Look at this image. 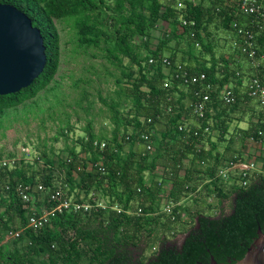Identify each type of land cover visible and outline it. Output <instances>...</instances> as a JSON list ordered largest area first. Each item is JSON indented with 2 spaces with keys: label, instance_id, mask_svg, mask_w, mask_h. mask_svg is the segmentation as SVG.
Here are the masks:
<instances>
[{
  "label": "trees",
  "instance_id": "obj_1",
  "mask_svg": "<svg viewBox=\"0 0 264 264\" xmlns=\"http://www.w3.org/2000/svg\"><path fill=\"white\" fill-rule=\"evenodd\" d=\"M106 1L0 0V4L15 6L31 19L33 26L41 31L47 56L46 68L32 86L17 94L0 96V113L34 100L39 91L54 80L59 68L60 46L54 20L79 19L77 26L82 41L91 43L97 35L94 24H91V14L104 10ZM109 1L114 2V10L120 16L115 45L134 65L123 68L117 58L122 67V77L117 79V85L131 107L123 114L118 104L112 106L115 125L111 136L97 137L93 130L88 129L86 135L78 140L79 153L73 147L66 159L57 162L44 153L40 159L46 165L41 166L40 171L34 170L33 164L25 159L16 162L11 169L0 170V208L6 207L4 212H0V228H6L10 220L16 225L13 231L22 230L19 237L9 240L12 248L6 243L1 244L0 233V264H85L86 260L89 264H143L140 259L134 261L139 251L144 252V264H210L211 256L218 263L242 259L256 239L258 229L264 230V177L250 178L243 186L241 174L234 172L230 177L237 180L227 191L224 190L223 181L230 177L226 180L218 176V170L223 162H240V158L224 154L213 157L211 150L204 146V139L179 131V126L187 120L186 115H192L191 104L196 101L194 91L200 87L185 89L181 81L174 80L171 70L166 72L160 58L164 52H169L168 57L173 63L180 61L176 47L170 43L173 39L178 42L184 40L188 50L183 51L180 62L190 73H205L207 82L216 87L207 104L206 118L200 123V130L210 127L208 140L216 129L220 142H230L232 139L228 136L246 119L249 127L238 129L242 144L249 142L251 137L258 140L257 133L264 128V103L249 95V87L255 77L264 83V18L241 12L237 0ZM179 2L185 8H178ZM125 11L128 15H124ZM181 16L194 22V26L183 25ZM160 21L161 25L167 26L164 36L158 39L155 49L148 50L143 62L132 50L130 41L136 35L150 39ZM213 24L224 32L222 37H229H224L225 44L229 40V49L222 46L219 54L216 52L218 40H211L209 32ZM241 28L255 34V50L258 60H261L257 70L244 49V37L237 33ZM197 43L202 48L193 54L198 48ZM187 55L193 58L196 66L192 65L189 57L187 59ZM151 58H155L156 63L150 65ZM242 60L249 61V66L243 67ZM242 85L244 91L240 89ZM224 86L232 89L236 98L233 104L226 105L221 100L220 92ZM185 91L192 94L189 106L181 104V99H175L173 95L179 92L181 98H187ZM253 102L255 106H249ZM232 114H237L234 129H230ZM164 117L166 126L161 135L165 144L171 145L162 161L157 160V156L148 160L150 151L158 146L156 127ZM191 128L194 130L197 126ZM144 133L150 135V151L141 138ZM95 141H105L106 147L94 146ZM128 143L139 147L136 151L124 153V144ZM216 145L211 143L210 147L215 148ZM258 146L260 151L264 150V142ZM185 159L190 160L188 167L184 166ZM209 159H214L215 163L208 164ZM159 167L160 175L155 173ZM147 171L152 177L151 182L144 177ZM196 172L207 178L206 186L213 187L219 202L231 197L232 210L229 214L221 212L217 217L195 211L193 226L178 246L170 242L164 232L170 231L171 226L185 216L181 213V201L183 196L196 192L197 185H192ZM165 175H170L172 184L163 194ZM56 177L60 179L59 183ZM40 184L45 187L44 191L37 190ZM18 185H31L36 189L29 202L21 200ZM58 187L66 199L102 203V206L89 213L64 212L57 215L51 225L40 230L28 227L32 215L54 206L49 196ZM164 198L165 206L171 205L170 213L164 209L159 213ZM4 215L9 216L7 221ZM163 217V229L157 232L154 227L161 223ZM20 244L22 247L19 248ZM151 247L154 251L147 255Z\"/></svg>",
  "mask_w": 264,
  "mask_h": 264
},
{
  "label": "rangeland",
  "instance_id": "obj_2",
  "mask_svg": "<svg viewBox=\"0 0 264 264\" xmlns=\"http://www.w3.org/2000/svg\"><path fill=\"white\" fill-rule=\"evenodd\" d=\"M113 4V1L107 0L104 10L91 14V24H94L97 34L92 38L93 42L91 43L82 41L77 26L80 22L79 19L66 18L54 20L60 35L58 71L54 80L46 88L40 90L34 100H28L18 108L5 110L3 113H0L1 158L12 155L17 156L21 154V150L28 149L31 156L27 158V161L33 164L34 170L40 171L41 166H45L46 164L41 159L35 162L36 158L45 153L49 158L57 162L59 159H66L69 150L73 147L79 153L81 147L78 140L86 135L88 129L93 130L97 137L111 136V130L115 125L112 120V106L118 104L123 114L127 113L131 107L129 101L126 103V99L122 94L123 91L117 85V79H121L122 77V67L119 63L121 61L123 68L134 66L130 58L121 53L115 45L117 40L115 31L116 27L119 26L120 16L115 12ZM124 15H128V12L125 11ZM161 24L163 23L160 21L157 29L153 32L154 36L150 39L147 40V38L136 35L130 41L132 50L138 54L143 62H145L144 58L149 54L148 50L155 49L158 39L164 36V31H166L164 28H167V26L165 27ZM209 32L212 36L211 40H218L216 43V52L218 54L221 53L222 46L223 48L226 46V49H229V40L225 44V39L222 37L224 32L216 24L210 26ZM170 46L176 47L175 51L178 55H183V51L188 50L184 40L178 42L177 39H173ZM201 48H196L193 54L199 53ZM165 53L167 52L163 54ZM173 95L175 99H181V104L185 105L186 103L187 105V98H181L179 92ZM176 101L179 102V100ZM250 105L255 106L254 102L253 105ZM191 116L189 115V121H185V124L190 127L191 122L195 119L193 115ZM236 116L237 114H232L230 129L234 126ZM165 120L164 117L157 123L156 142L158 146L154 145L155 148L153 151H150V158L148 160L151 159V156H157V160L160 159L162 161L165 159L166 150H169L171 144L166 145L161 135L162 130L166 126ZM131 131L132 128L129 129V133ZM218 135V131L215 129L209 140L207 138L203 140L204 146L210 148L211 143H217L213 151L220 150V148L225 149L226 147L231 149L232 146H236V140L220 142ZM104 140L106 139L104 138ZM167 142L170 143V141ZM138 147L137 144L134 146L129 145V143L124 144L123 152L127 153L129 150L136 151ZM213 151L211 153L214 157ZM183 163L184 166L188 167L190 160L185 159ZM207 163H215V160L209 159ZM157 171L155 173L160 175V167ZM149 173V171L145 172L144 177L148 182H151L152 177ZM163 178L165 187L162 193L166 194L171 187L172 178L170 175H165ZM235 180L237 178L231 176L228 181H223L224 190L227 191ZM56 181L59 183L60 179L56 177ZM207 182L208 180L204 175L198 172L195 173L192 185H197V190L194 193L183 196V200L181 201V213H184L185 216H182V220L179 223L173 224L170 231L164 232L165 235H168L170 242H174L178 246L181 245L187 231L193 226L192 216L195 211H199L201 214L210 217H217L220 215V212L225 214L231 212V197L222 203L219 202V198L216 196L213 187L209 186L207 188ZM135 204L137 202L134 203V210L136 208ZM169 205L165 206L164 198L159 213H163V209L165 210ZM5 208L1 207L0 212H4ZM4 217L7 221L9 216L4 215ZM164 220L165 217L161 218V223L155 225L154 228L157 232L163 229L162 221ZM15 228L16 225L10 220L7 221L6 228H0V233L2 234L1 244L6 243L12 248L13 245L9 241L11 240L9 232ZM172 231L174 233H171ZM141 239L144 238L142 237ZM18 247L20 248L22 245L20 244ZM153 251L154 248H149L147 255ZM83 263L89 264L87 260Z\"/></svg>",
  "mask_w": 264,
  "mask_h": 264
},
{
  "label": "built area",
  "instance_id": "obj_3",
  "mask_svg": "<svg viewBox=\"0 0 264 264\" xmlns=\"http://www.w3.org/2000/svg\"><path fill=\"white\" fill-rule=\"evenodd\" d=\"M240 11L253 15L256 18L263 17L264 18V0H237ZM178 8H185V5L182 2L178 3ZM181 21L183 25H193L194 22L187 21L181 16ZM236 27V24H234ZM239 35L244 37V49L248 53V56L251 58L253 67L257 70L261 64V60H258L256 50H255V34L251 30L247 29H239L237 31ZM199 47V44H196ZM161 64L167 73H172L174 80H179L183 83L185 89H189L190 87L199 86L198 90L194 91V96L196 97V101L191 104L192 115L198 122L197 128L192 129L189 125L181 124L179 126V131L188 133H192L193 137L206 139L207 135L210 133V127L206 126L205 128L200 130V123L203 122L206 118V108L207 104L210 102L211 93L216 90V87L207 82V76L205 73H190V71L180 62H172L168 56L162 55L160 58ZM156 63L155 58H151L149 60V64L152 65ZM249 95L257 100L264 103V83H262L258 77H255L251 80L249 87ZM221 100L224 104L230 105L233 104L236 100L235 95L230 88V86H224L221 90ZM264 123V120H263ZM258 140L254 137L250 138V142L257 143L258 145L264 142V128L260 129L257 133ZM141 138L144 139V143L147 151H150L152 148L151 138L149 134H142ZM94 146L103 149L106 147V142H94ZM260 160L255 157L249 162H234V161H225L223 162V166L218 170V176L228 179L232 173H236L239 171V175L242 177V185L246 186L248 180L250 178H256L258 176L264 177V150L259 152ZM31 156L30 150L23 149L21 150V154L16 157L8 158V157H0V170L5 168H13L16 162H19L21 159H25ZM40 161V157L36 158L35 162ZM36 189L31 185H18L17 191L20 194L21 200L23 202H29L32 199V194ZM38 191H44L45 187L43 185H39L37 187ZM49 201L54 203V206L50 209H41L40 212L35 213L29 218L27 226L33 228L34 230H40L45 228L48 225H51L53 219L64 212L70 213H89L93 208H100L102 203L92 204L90 202L81 203L79 201L73 199H66L64 197V193L61 190V187H58L54 191L50 192ZM34 200V199H33ZM167 213L171 212V207L168 206L165 208ZM22 230H11L9 232L10 238H17L20 236Z\"/></svg>",
  "mask_w": 264,
  "mask_h": 264
},
{
  "label": "water",
  "instance_id": "obj_4",
  "mask_svg": "<svg viewBox=\"0 0 264 264\" xmlns=\"http://www.w3.org/2000/svg\"><path fill=\"white\" fill-rule=\"evenodd\" d=\"M46 47L41 31L31 19L15 6L0 4V96L28 89L44 72ZM210 264H264V230L258 229L256 239L240 260Z\"/></svg>",
  "mask_w": 264,
  "mask_h": 264
},
{
  "label": "crops",
  "instance_id": "obj_5",
  "mask_svg": "<svg viewBox=\"0 0 264 264\" xmlns=\"http://www.w3.org/2000/svg\"><path fill=\"white\" fill-rule=\"evenodd\" d=\"M226 39L228 38L229 39V37L226 35V36H224ZM224 53H226V51L224 50ZM228 53V52H227ZM226 53V54H227ZM166 54V56H169V52H167V53H165ZM228 54H230V52L228 53ZM227 54V55H228ZM229 56H233L234 57V55H229ZM179 57H180V61H181V57H182V55H179ZM188 57H189V60H192L191 62H192V65L193 66H196V64H195V62H194V60H193V58L190 56V55H187V59H188ZM200 60H202V59H200ZM234 60H236L235 58H234ZM180 61H177V62H180ZM203 61V60H202ZM237 61V60H236ZM249 62V61H248ZM247 62V60H242L241 61V64L243 65V67L244 66H249V63ZM181 63V62H180ZM208 65H210V63H208ZM234 66V65H233ZM236 85V84H235ZM244 85H245V83H244ZM242 91H244L245 90V88L243 87V85H242V87L240 88ZM188 90V89H187ZM186 92V91H185ZM187 93V92H186ZM191 97H192V94L191 93H187V99H188V102H187V105L186 106H189V102H190V99H191ZM191 116V115H190ZM186 117H187V120L186 121H189L188 120V118H189V116L188 115H186ZM192 117V116H191ZM198 125V122H197V120L196 119H194L192 122H191V126H197ZM249 127V123H248V119H246V121H243V122H240L239 123V125H238V129H242V130H246L247 128ZM234 128H236L235 126H233V128L232 129H234ZM238 129H236L235 131H233L232 132V130H231V134L228 136V138H230V139H234V140H236V146H232V148L231 149H222V148H220V150L219 149H217V150H214L213 151V149H214V147H210V148H206V149H210L211 151H213L214 152V154H215V156L216 155H219V154H224V155H226V156H228V157H230V156H237L238 158H240L239 160H240V162H249L250 160H252V159H254L255 157L258 159V161L260 160V157H259V152H260V149H259V146H258V144L257 143H252V142H244V144H242L243 142L241 141V134H240V131L238 130ZM239 172V171H238ZM221 213V212H220Z\"/></svg>",
  "mask_w": 264,
  "mask_h": 264
},
{
  "label": "flooded vegetation",
  "instance_id": "obj_6",
  "mask_svg": "<svg viewBox=\"0 0 264 264\" xmlns=\"http://www.w3.org/2000/svg\"><path fill=\"white\" fill-rule=\"evenodd\" d=\"M136 257L134 259V261L136 262L138 259H140L141 261H143L144 264V252L139 251L138 253H136Z\"/></svg>",
  "mask_w": 264,
  "mask_h": 264
}]
</instances>
